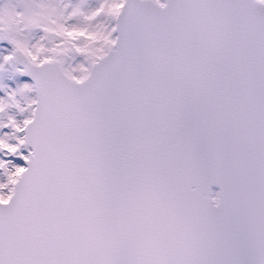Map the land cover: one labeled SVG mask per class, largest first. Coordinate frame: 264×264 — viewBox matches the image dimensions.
I'll use <instances>...</instances> for the list:
<instances>
[{
    "label": "snow or ice",
    "instance_id": "snow-or-ice-1",
    "mask_svg": "<svg viewBox=\"0 0 264 264\" xmlns=\"http://www.w3.org/2000/svg\"><path fill=\"white\" fill-rule=\"evenodd\" d=\"M0 41V264H264V0H0Z\"/></svg>",
    "mask_w": 264,
    "mask_h": 264
},
{
    "label": "rangeland",
    "instance_id": "rangeland-1",
    "mask_svg": "<svg viewBox=\"0 0 264 264\" xmlns=\"http://www.w3.org/2000/svg\"><path fill=\"white\" fill-rule=\"evenodd\" d=\"M90 2L94 3V0H90ZM41 33L38 31L36 33V36L38 37ZM11 49V45L8 44L6 41H2L0 42V54H6V50H10ZM3 83L7 84L10 88H15L18 84H23L25 82L31 83L30 80L26 77H22L20 74H16L15 76L9 78L7 74H4L3 77ZM5 93L3 90H0V96H3ZM34 95V93H33ZM13 112H15V109H12ZM17 119H23V115L22 114H17ZM3 131L7 132V131H11L10 128H5ZM25 153L27 152V149L24 150ZM5 159H11L13 160L15 163L20 164V165H24L22 159L18 156H12V157H3Z\"/></svg>",
    "mask_w": 264,
    "mask_h": 264
},
{
    "label": "water",
    "instance_id": "water-1",
    "mask_svg": "<svg viewBox=\"0 0 264 264\" xmlns=\"http://www.w3.org/2000/svg\"><path fill=\"white\" fill-rule=\"evenodd\" d=\"M0 42H2V41H0ZM22 77H26V78H28L29 80H30V82L32 83L33 81H32V78L30 77V76H28V75H26V74H20ZM22 161H23V159H22ZM23 163L25 164V161H23ZM213 186L214 185H212V189H213Z\"/></svg>",
    "mask_w": 264,
    "mask_h": 264
},
{
    "label": "flooded vegetation",
    "instance_id": "flooded-vegetation-1",
    "mask_svg": "<svg viewBox=\"0 0 264 264\" xmlns=\"http://www.w3.org/2000/svg\"><path fill=\"white\" fill-rule=\"evenodd\" d=\"M219 190V186L218 185H214L213 186V191H218Z\"/></svg>",
    "mask_w": 264,
    "mask_h": 264
},
{
    "label": "clouds",
    "instance_id": "clouds-1",
    "mask_svg": "<svg viewBox=\"0 0 264 264\" xmlns=\"http://www.w3.org/2000/svg\"><path fill=\"white\" fill-rule=\"evenodd\" d=\"M3 195L7 197L9 195V192H4Z\"/></svg>",
    "mask_w": 264,
    "mask_h": 264
}]
</instances>
